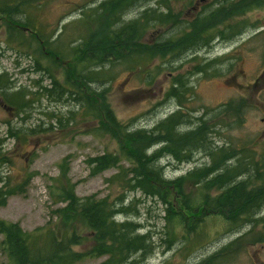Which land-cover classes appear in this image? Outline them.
I'll return each instance as SVG.
<instances>
[{
  "label": "rangeland",
  "instance_id": "obj_1",
  "mask_svg": "<svg viewBox=\"0 0 264 264\" xmlns=\"http://www.w3.org/2000/svg\"><path fill=\"white\" fill-rule=\"evenodd\" d=\"M107 1L0 0V75H6L9 87H13L10 92L23 89L32 96L25 113L5 109L0 98L1 155L5 160L0 173L9 183L20 181L26 175H35L26 194L10 197L6 206L0 208V220L17 224L25 233L56 228L60 235L64 225L58 222L54 211L62 207L55 202L60 176L58 167L66 158V179L75 186L78 198L108 199L122 206L127 211L120 219L139 224L140 234L151 235L153 254L143 263L136 264H211L214 258L223 257L218 255L219 252L240 235L228 232L223 219L213 215L202 226L203 240L191 237L187 238L189 242H184L182 237L185 232L179 230L177 240L180 241L169 245L167 238L171 237V227L163 203L142 193L126 192L114 179L116 170L91 174L88 162L100 156L116 155L117 141L99 132L96 120L83 117L84 111L80 108L53 102L43 94L42 89L50 87L44 70H50L57 84L64 82L60 63L55 64L47 58L48 49L67 52L78 47L88 35V15L94 14V10ZM159 1L150 0L147 2L149 5L142 4L126 14L122 21H132L148 8L156 7L161 12L164 8ZM224 1L174 0L171 6L174 15L190 21L195 14ZM240 20L252 25L242 37L227 43L216 42L210 49L185 54L167 64L155 59L153 66L168 65V70H162L163 73L151 85L146 84L142 73L130 74L117 67L111 71V76H114L107 84L90 87L95 92L105 91L110 111L121 125L129 129L149 131L181 109L185 117L182 131L193 129L199 120L204 121L212 127L210 141L214 150L235 151L233 154L237 156V148L244 147L260 153L264 148V8L250 10L237 19ZM92 23L89 24L90 33L100 31L101 17L93 18ZM163 33L164 30L157 28L148 32L143 41L155 40ZM215 60L220 61L208 68L210 74L191 75L199 64ZM212 70L218 71L217 74H213ZM177 76L184 77L190 89L179 99L181 108L175 99L166 98L167 90ZM229 102L240 103L244 107L238 125L233 112L222 110ZM69 112L73 122L67 127L56 131L53 130L55 127L45 130L49 129L52 121L66 117ZM9 131L15 136L10 137ZM31 131L35 133L31 134ZM158 148H150L147 154ZM208 155V151L206 154H195L192 162L179 165L169 157H163L159 165L163 167L164 178L173 180L195 168L208 167L211 164ZM233 162L237 163L236 159ZM122 165L129 168L126 163ZM183 186L185 193H192V199L199 194L190 183ZM206 193L213 196L216 191ZM122 195L121 201H118ZM75 230L87 240L72 250L84 253L91 247L90 234L79 225L75 226ZM2 241L3 236L0 235V264H7ZM230 255L229 260L219 258L215 263L264 264V250L258 245L235 246ZM103 260L88 258L79 264H100Z\"/></svg>",
  "mask_w": 264,
  "mask_h": 264
},
{
  "label": "trees",
  "instance_id": "obj_2",
  "mask_svg": "<svg viewBox=\"0 0 264 264\" xmlns=\"http://www.w3.org/2000/svg\"><path fill=\"white\" fill-rule=\"evenodd\" d=\"M149 1L109 0L100 4L94 14H87L90 19L86 24L88 35L78 47L67 52L48 49L47 58L55 64L60 63L64 82L57 84L50 70H44L50 87L43 88V94L53 102L80 108L84 111L83 117L96 120L99 132L117 141L116 155H104L88 162L91 174L116 170L114 179L126 192L142 193L163 203L171 227V237L166 241L169 245L180 241L177 240L179 230L185 232L184 242H189L187 238L191 237L203 240L202 226L208 218L217 215L223 219L228 232L240 236L223 247L218 254L223 257L214 258L211 264H217L215 261L219 258L229 260L235 246L258 245L264 250V216H261L264 208V148L260 153L237 148V156L233 154L235 151L214 150L210 141L212 127L204 121L199 120L193 129L182 131L185 117L181 109L149 131L129 129L121 125L110 111L105 91L95 92L90 87L107 84L114 76L111 71L117 67L130 74L142 73L146 84L151 85L163 73L162 70H168V65L153 66L155 59L167 64L185 54L210 49L216 42L227 43L242 37L252 25L237 19L250 10L264 8V0L217 2L210 9L195 14L190 21L173 14L171 3L174 0H161L158 2L164 8L161 12L157 8H148L139 13L137 19L122 21L137 4L149 5ZM97 17H101L100 31L90 33L92 19ZM157 28L164 30L161 37L143 41L148 32ZM219 61L199 64L191 75L206 76L210 74L208 68ZM212 72L217 74L218 71ZM186 83L184 77L177 76L166 93V98L175 99L180 108L179 99L190 91ZM12 89L6 75L1 74L0 98L4 108L25 113L32 96L23 89L10 92ZM243 109L242 104L231 102L222 107L225 112L235 114L237 125L241 122ZM71 122L69 112L66 117L52 121L45 130L63 129ZM12 134L9 131L10 137L15 136ZM2 145L3 141H0V168L5 163L1 155ZM153 147L159 148L148 155V150ZM207 151L211 160L208 167L195 168L177 179L164 178L163 167L159 165L163 157H169L179 165L190 163L195 154H206ZM235 159L237 163L233 162ZM66 161L64 158L58 167L60 176L55 204L62 207L54 211L58 222L64 225L60 235L56 228L29 234L17 224L0 220L7 264H79L88 258H104L100 264H132L135 258L143 261L152 255L154 243L149 233L140 234V225L132 221H115L116 216L127 211L125 208L108 199H80L75 195V186L66 179ZM122 163L129 168H124ZM34 176L26 175L20 181L9 183L0 173V208L6 206L10 197L26 194ZM184 183H190L199 192L195 199L191 198L192 193H185ZM209 190L216 191V194L207 195ZM76 225L90 234L91 247L84 253L72 250L87 240L77 234ZM245 229L247 231L241 233Z\"/></svg>",
  "mask_w": 264,
  "mask_h": 264
},
{
  "label": "bare ground",
  "instance_id": "obj_3",
  "mask_svg": "<svg viewBox=\"0 0 264 264\" xmlns=\"http://www.w3.org/2000/svg\"><path fill=\"white\" fill-rule=\"evenodd\" d=\"M138 7H140V4H139V5L137 4V6H136L135 8L137 9ZM153 9H156V7H154ZM135 19H137V17H136ZM135 19H133V20H135ZM263 210H264V208L262 209L261 216L263 215ZM124 215H125V213H124ZM121 217H122V214L119 215V216H116V217H115V221L118 222V223H123V222H125V221H130V220H128V219L121 220V219H120ZM138 232L140 233V230H139ZM150 256H151V255H150ZM150 256H149V257H150ZM149 257H148V258H149ZM148 258L144 259L143 261H140L139 259L135 258V259L132 260V264L143 263V262L146 261ZM99 259H104V258H99ZM103 261H104V260H103ZM103 261H102V262H103ZM102 262H101V263H102Z\"/></svg>",
  "mask_w": 264,
  "mask_h": 264
},
{
  "label": "flooded vegetation",
  "instance_id": "obj_4",
  "mask_svg": "<svg viewBox=\"0 0 264 264\" xmlns=\"http://www.w3.org/2000/svg\"><path fill=\"white\" fill-rule=\"evenodd\" d=\"M27 32L29 33L30 31L28 30Z\"/></svg>",
  "mask_w": 264,
  "mask_h": 264
},
{
  "label": "water",
  "instance_id": "obj_5",
  "mask_svg": "<svg viewBox=\"0 0 264 264\" xmlns=\"http://www.w3.org/2000/svg\"><path fill=\"white\" fill-rule=\"evenodd\" d=\"M25 30V29H24Z\"/></svg>",
  "mask_w": 264,
  "mask_h": 264
}]
</instances>
